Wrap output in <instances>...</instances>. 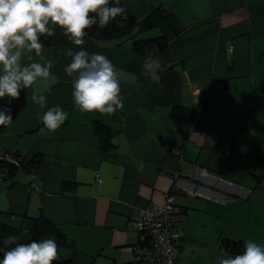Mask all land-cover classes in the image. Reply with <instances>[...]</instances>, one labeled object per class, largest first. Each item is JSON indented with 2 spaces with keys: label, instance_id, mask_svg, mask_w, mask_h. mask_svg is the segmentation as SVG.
Segmentation results:
<instances>
[{
  "label": "crops",
  "instance_id": "1",
  "mask_svg": "<svg viewBox=\"0 0 264 264\" xmlns=\"http://www.w3.org/2000/svg\"><path fill=\"white\" fill-rule=\"evenodd\" d=\"M120 1L138 20L154 9L165 14L136 37L168 40L153 56L163 68L159 81L144 75L145 57L131 39L86 35L80 48L103 53L118 70L124 106L81 112L64 72L71 58L60 52L80 48L56 26L41 37L43 59L23 53L22 65L55 63L19 99L0 100L13 117L0 126V152L25 165L0 182V224L41 215L71 242L59 256L75 251L72 264H137L132 248L143 243L132 221L172 193L176 264H217L235 257L239 242L264 244V0ZM34 94L47 95L45 109L32 103ZM57 104L68 116L49 133L37 113ZM95 122L113 132L107 150ZM224 239L236 242L232 252L220 247Z\"/></svg>",
  "mask_w": 264,
  "mask_h": 264
},
{
  "label": "clouds",
  "instance_id": "2",
  "mask_svg": "<svg viewBox=\"0 0 264 264\" xmlns=\"http://www.w3.org/2000/svg\"><path fill=\"white\" fill-rule=\"evenodd\" d=\"M125 12L120 0H0V100L20 98L21 90L30 88L38 78L51 75L54 60L45 63L21 64L22 54L35 52L43 59L41 37L55 35L58 26L64 36L77 48L85 44L86 29L107 27ZM94 14V15H92ZM71 58L64 72L71 78L75 109L91 113L114 114L123 108L118 70L103 53H89L86 49H61ZM32 61V56H28ZM142 71L151 81L158 82L163 71L159 58L145 57ZM51 94V90L48 91ZM32 103L40 109L47 107V95H32ZM11 108L0 109V126L13 120ZM67 112L59 105L47 108L37 118L49 133H54L67 119ZM6 250L0 264H53L58 258L54 238L20 242L19 236L9 235L3 240ZM217 264H264V244L247 240L242 254L218 259Z\"/></svg>",
  "mask_w": 264,
  "mask_h": 264
},
{
  "label": "trees",
  "instance_id": "3",
  "mask_svg": "<svg viewBox=\"0 0 264 264\" xmlns=\"http://www.w3.org/2000/svg\"><path fill=\"white\" fill-rule=\"evenodd\" d=\"M120 6H123L121 1ZM124 9L125 12L118 15L107 27L100 29L97 25L90 29H86V35L95 41H103L107 39H131L132 50L142 57H146L149 54L155 56L168 48L169 42L162 36L136 39L138 34L150 31L158 25L159 21L165 15L163 11L154 9L144 18L138 20L130 10H127L126 8ZM94 131L98 135L102 149H109L112 146L111 139L113 132L107 126L97 122L94 124ZM21 163H23V160ZM22 167H25V165L23 164ZM0 168L3 170L2 166H0ZM175 222L174 230L177 232ZM9 235L19 236L20 242L22 243H30L32 240L39 241L47 238H54L58 245V258L53 264H72L75 251H72V254L68 258H61L59 256V251L69 247L71 242L60 227L41 215L38 217L24 216L17 222V226L15 227L0 224V259L3 258V252L6 250L3 245V240ZM179 241L180 238L177 241L178 246ZM244 244L245 242L238 243V246L235 248L236 255L243 253Z\"/></svg>",
  "mask_w": 264,
  "mask_h": 264
},
{
  "label": "built area",
  "instance_id": "4",
  "mask_svg": "<svg viewBox=\"0 0 264 264\" xmlns=\"http://www.w3.org/2000/svg\"><path fill=\"white\" fill-rule=\"evenodd\" d=\"M197 92V98H202ZM181 150H178V152ZM0 161H8L22 167V160L10 153L0 152ZM6 174L0 168V182ZM96 181L101 178L96 175ZM176 212L175 197L172 193L165 195L164 202L153 204L140 210L132 221L133 228L139 233L142 246H134L133 259L137 264H176L180 253L177 241L180 235L174 230Z\"/></svg>",
  "mask_w": 264,
  "mask_h": 264
},
{
  "label": "water",
  "instance_id": "5",
  "mask_svg": "<svg viewBox=\"0 0 264 264\" xmlns=\"http://www.w3.org/2000/svg\"><path fill=\"white\" fill-rule=\"evenodd\" d=\"M0 166L3 167V171L6 174L5 177L6 180H11L22 168L8 161H0ZM235 246H236V242L229 239H224L220 242V247H222L224 250L228 252H232Z\"/></svg>",
  "mask_w": 264,
  "mask_h": 264
}]
</instances>
